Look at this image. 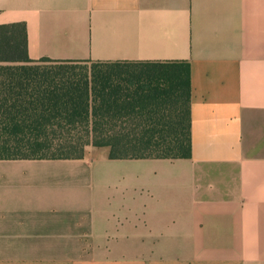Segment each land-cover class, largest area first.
Here are the masks:
<instances>
[{
	"label": "crops",
	"instance_id": "obj_1",
	"mask_svg": "<svg viewBox=\"0 0 264 264\" xmlns=\"http://www.w3.org/2000/svg\"><path fill=\"white\" fill-rule=\"evenodd\" d=\"M13 22L34 60L188 61L192 156L0 159V264H264V0H0Z\"/></svg>",
	"mask_w": 264,
	"mask_h": 264
},
{
	"label": "trees",
	"instance_id": "obj_2",
	"mask_svg": "<svg viewBox=\"0 0 264 264\" xmlns=\"http://www.w3.org/2000/svg\"><path fill=\"white\" fill-rule=\"evenodd\" d=\"M141 64L30 59L24 23L0 24V159L190 158L189 62Z\"/></svg>",
	"mask_w": 264,
	"mask_h": 264
},
{
	"label": "rangeland",
	"instance_id": "obj_3",
	"mask_svg": "<svg viewBox=\"0 0 264 264\" xmlns=\"http://www.w3.org/2000/svg\"><path fill=\"white\" fill-rule=\"evenodd\" d=\"M139 66H135V65H130V66H127V67H124V68H119L121 71H130V70H133V68H138ZM110 70H115V69H110ZM118 70V69H117Z\"/></svg>",
	"mask_w": 264,
	"mask_h": 264
}]
</instances>
